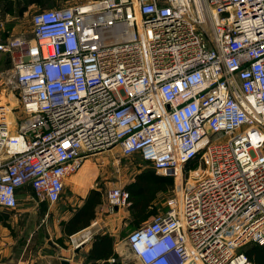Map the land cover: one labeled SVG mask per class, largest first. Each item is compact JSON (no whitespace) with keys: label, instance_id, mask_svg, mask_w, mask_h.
Returning a JSON list of instances; mask_svg holds the SVG:
<instances>
[{"label":"built area","instance_id":"1","mask_svg":"<svg viewBox=\"0 0 264 264\" xmlns=\"http://www.w3.org/2000/svg\"><path fill=\"white\" fill-rule=\"evenodd\" d=\"M29 24L31 41H0L20 115L13 127L0 102V211L59 203L89 158L119 147L172 178L175 197L114 245L120 264H252L244 249L264 246V0H84ZM105 201L114 213L130 195L115 187Z\"/></svg>","mask_w":264,"mask_h":264},{"label":"rangeland","instance_id":"2","mask_svg":"<svg viewBox=\"0 0 264 264\" xmlns=\"http://www.w3.org/2000/svg\"><path fill=\"white\" fill-rule=\"evenodd\" d=\"M82 1L84 0H0V15L4 10L9 11H7L9 13L7 21L2 22L3 30L0 32V40L23 34L26 41H31L29 21L33 13L56 7H70ZM11 67L10 58L2 56L0 102L8 104L11 110L10 120L13 122L14 118L18 124L20 118L17 108L18 91L10 71ZM15 122L12 123L13 127ZM148 172L155 175L151 167L143 162L139 155L123 157L119 147H115L89 158L81 170L75 174L76 176L73 175L74 178L66 182L59 203L49 205L36 200H20L17 211L11 213L0 211L3 216L0 218V264H18L37 260L42 246H45L46 251L55 254L49 243L58 246L64 256L74 257L75 246L81 242L90 248L95 235H109L108 231L111 228L114 230L118 228L119 236L113 239L114 252V245L118 241L154 216L165 213L175 204L172 192L173 179L162 175L155 176L154 182L150 184L147 191L141 192L142 194L140 193L138 197L134 195L132 192L134 185H141L139 177ZM115 187L129 190L128 192L131 193L129 206L122 209L118 215L110 214L105 201L107 191ZM90 192L98 193L101 200L100 205L95 209V219L90 223L89 228L80 231L75 237L71 239L65 237L61 232L64 222L60 219L66 217L69 211L82 207ZM135 215L141 216L140 223L136 222ZM85 237L88 239L85 240ZM89 248L78 254L83 260L88 255ZM115 256L116 260L109 263L120 264L119 258L116 254ZM127 264H133V262L127 260Z\"/></svg>","mask_w":264,"mask_h":264},{"label":"trees","instance_id":"3","mask_svg":"<svg viewBox=\"0 0 264 264\" xmlns=\"http://www.w3.org/2000/svg\"><path fill=\"white\" fill-rule=\"evenodd\" d=\"M155 176L160 175H153L148 172L140 176L139 180L141 181V185H134V189L132 191L134 195L138 197V195H141L143 191H147L150 184L154 182L153 180ZM128 193L131 199V193ZM100 203L101 200L98 193L90 192L82 207L79 208L67 222L62 224L63 234L70 237L90 226V223L95 219V209L100 205ZM1 217L2 214H0V218ZM135 217L137 218L136 222L140 223L141 216L135 215ZM244 253L252 264H264V246L249 245L244 249ZM112 258L116 260V256L113 252V238L109 235H95L91 241L88 251L87 264H115L109 263V260Z\"/></svg>","mask_w":264,"mask_h":264},{"label":"crops","instance_id":"4","mask_svg":"<svg viewBox=\"0 0 264 264\" xmlns=\"http://www.w3.org/2000/svg\"><path fill=\"white\" fill-rule=\"evenodd\" d=\"M8 10H4L3 11V14L2 15H0V22H1V25L2 26H0V32L3 30V24H2V22H4V20H5V22L7 21V18L9 17V11L7 12ZM9 38V37H8ZM8 38H6V39H8ZM0 41H3V40H0ZM76 176V175H75ZM73 177V176H72ZM72 177H70L66 182H68L70 179H73ZM73 182V181H72ZM25 194H27L28 196H30V197H34V193H33V191L31 190V189H27L26 191H22V192H19V194H18V196H20V197H22V199L24 198V196H25ZM45 204H48V203H46V202H44ZM43 203V204H44ZM50 205V204H49ZM42 206V208H43V205H41ZM79 208H81V207H79ZM78 208V209H79ZM77 209V210H78ZM45 210V209H44ZM76 209L75 210H72V211H69V213L67 214V216L66 217H64V218H61L60 220H63V222H67L75 213H76V211H77ZM121 210H115L114 211V215L116 214V215H118V214H120L121 212H120ZM111 214V213H110ZM66 215V214H65ZM3 217V216H2ZM90 226H88L87 228H89ZM87 228H85V230L87 229ZM83 231V230H82ZM61 232H62V227H61ZM109 232V236H111L114 240L116 239V238H118V236H119V229L117 228V229H113V228H111L110 229V231H108ZM79 233V232H78ZM78 233H76V234H74V235H72V236H70L69 238L71 239V238H73V237H75V235H77ZM62 234H63V232H62ZM64 235V234H63ZM57 236H59V235H57ZM65 236V235H64ZM65 237H68V236H65ZM86 239H88L87 237H85V240ZM49 245H50V248H52L53 249V251L55 252V254H53V253H50V252H48V251H46L44 248H45V246H42L40 249H39V253H40V255H39V257H38V259L37 260H29V261H25V263L23 262V263H18V264H60L61 263V261H67L68 262V264H87V256H86V258L83 260V258H81V256L80 255H78V254H81L83 251L82 250H85V249H87V248H89V247H84L83 249H80V251L78 252V253H75V251H76V248L74 249V251H73V253H74V257H67V256H64V254H62L61 252H60V248L58 247V246H54V245H51L50 243H49ZM89 250V249H88ZM61 251H62V249H61ZM81 252V253H80ZM84 261V262H83ZM83 262V263H82ZM17 264V263H16Z\"/></svg>","mask_w":264,"mask_h":264},{"label":"water","instance_id":"5","mask_svg":"<svg viewBox=\"0 0 264 264\" xmlns=\"http://www.w3.org/2000/svg\"><path fill=\"white\" fill-rule=\"evenodd\" d=\"M85 246H86V244L82 243L79 247H76L75 253H78L80 251V249H83ZM60 264H68V262L63 260V261H61Z\"/></svg>","mask_w":264,"mask_h":264}]
</instances>
